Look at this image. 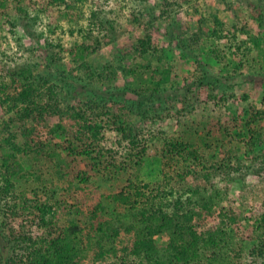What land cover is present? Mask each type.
<instances>
[{
	"label": "trees",
	"instance_id": "16d2710c",
	"mask_svg": "<svg viewBox=\"0 0 264 264\" xmlns=\"http://www.w3.org/2000/svg\"><path fill=\"white\" fill-rule=\"evenodd\" d=\"M136 2L134 43L93 70L89 58L117 31L99 0H0V28L38 8L80 37L66 51L36 49L41 72L0 51V264H264V108L163 130L173 110L236 102L217 65L230 56L241 71L263 67V38L244 27L240 39L215 15L188 38L177 0ZM249 8L264 26V12ZM163 18L174 56L155 39ZM200 41L210 63L196 57ZM151 149L161 179L147 183Z\"/></svg>",
	"mask_w": 264,
	"mask_h": 264
},
{
	"label": "rangeland",
	"instance_id": "374dc122",
	"mask_svg": "<svg viewBox=\"0 0 264 264\" xmlns=\"http://www.w3.org/2000/svg\"><path fill=\"white\" fill-rule=\"evenodd\" d=\"M146 1L147 5L159 8L163 0ZM99 3L106 11L111 13L110 18L116 22L117 31L114 43L103 46L89 58L88 63L93 70H99L104 63L114 61L120 53L125 54L134 43L135 36L139 33L133 25V18L137 15L140 7L137 6L136 0H99ZM176 3L178 4H176L175 12L178 13L179 22L188 38L192 36L198 20L204 19L207 21L208 17L215 15L219 20L226 23L229 29L236 27L240 31L238 33L240 39H245L248 36L246 30L244 31L245 27V29L250 28L252 30V35L255 34L261 39L263 38L262 41L264 42V26L258 27L249 18L252 10L249 5L264 12V0H177ZM92 8V4H87L83 8L84 13H87L86 18ZM27 12V17L19 18V15H14L15 18H18V21L14 24L15 26H12L9 22L2 24L0 28V51L3 53V57H6L4 59L8 58L19 64L40 65L39 71L41 72L44 63L41 60V52L36 49H47L51 45L52 47L61 46L63 51H66L73 44L78 43L80 37L78 34L70 33V27L66 22H54L48 14L40 12L38 8H28ZM236 13H238V17H236ZM80 23L83 24L85 29L88 28L89 21L82 19ZM168 24L169 21L164 18L157 22L160 32L156 34L155 39L163 48L173 50L171 55L174 56L177 51L173 46H168L163 35ZM204 42H199L198 50H195L196 53L199 52L196 57L203 63H210L207 61L210 50L205 48ZM55 51H58V49L56 48ZM62 56V69L65 71L73 69L75 64L70 62L67 52H64ZM190 64L192 66L193 61ZM238 65L237 60L230 56L226 61V66L217 65L221 69L220 76L229 77L230 80L227 85L234 94L236 102H229L224 108L222 107L223 109L215 108L212 105L210 107L199 105L196 106L195 113L193 112L194 114L191 115H186L183 110H173L172 117L164 123L163 130L167 134H173L191 120H204L211 117L215 119L238 117L246 115L251 109L264 108V66L260 68L252 66L248 70L241 71V68L237 69ZM197 67V65H193L189 72L195 71ZM206 70L211 72L208 68ZM190 77H194V74ZM183 84V82L172 84L166 87L165 90H176ZM257 153L260 155L264 153V147L257 150ZM140 178L147 183L157 182L161 179V159L153 149L150 150L144 161L140 170ZM239 187L240 183L237 182L231 191L235 192Z\"/></svg>",
	"mask_w": 264,
	"mask_h": 264
}]
</instances>
